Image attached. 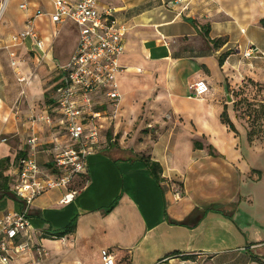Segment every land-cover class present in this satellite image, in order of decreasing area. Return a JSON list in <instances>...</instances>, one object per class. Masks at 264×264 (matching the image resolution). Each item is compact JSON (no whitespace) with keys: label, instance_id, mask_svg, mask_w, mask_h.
I'll return each instance as SVG.
<instances>
[{"label":"crops","instance_id":"crops-1","mask_svg":"<svg viewBox=\"0 0 264 264\" xmlns=\"http://www.w3.org/2000/svg\"><path fill=\"white\" fill-rule=\"evenodd\" d=\"M23 1L0 0V161L7 164L5 173L19 151L32 152L27 139L33 132L41 165L52 158L55 142L67 140L31 117L50 111L60 81L57 64L73 52L58 58L54 43L67 28L75 45L78 37L70 21L39 18L44 49L36 50L29 40L13 47L17 63L12 65L9 49L3 48L11 35L36 11H53L54 0H27L21 8ZM98 6L109 9L124 28L123 70L116 75L120 111L125 103L128 112L134 108L130 100L141 84L128 76L133 70L127 64H140L147 69L144 79L154 75L151 106L158 133L145 154L132 147L91 154L88 182L71 202H61L62 189L38 196L29 209L27 238L45 252L14 253L12 264H104L106 248L117 264H264V254L255 252L264 243V187H257L264 186V170L252 160L264 155V136L248 139L249 128L231 94L244 89L249 78L264 82V57L243 56L248 47L264 51V0H98ZM200 78L207 81L208 93L190 97V85ZM224 109L234 131L220 120ZM142 155L160 164L159 180L137 159ZM20 207L9 195L0 198V218ZM72 221L71 232L53 234Z\"/></svg>","mask_w":264,"mask_h":264},{"label":"built area","instance_id":"built-area-1","mask_svg":"<svg viewBox=\"0 0 264 264\" xmlns=\"http://www.w3.org/2000/svg\"><path fill=\"white\" fill-rule=\"evenodd\" d=\"M20 7L26 8L27 0ZM42 17L54 23L70 21L77 27L72 54L65 63L57 64L60 81L50 111L31 117L32 123L43 121L49 128L59 129L67 140L55 142L52 158L41 165L35 156L38 137L33 132L27 139L32 152L11 161L8 190L19 199L21 207L7 210L0 218V264H12L14 253L21 255L33 248L45 252L27 238L32 203L51 189L64 190L62 203L74 200L88 182V157L99 150L101 139H106L120 109L116 75L123 70L119 58L124 52V28L117 24L112 12L100 9L98 0H54L52 12L36 11L26 19L25 27L11 35L10 42L3 46L10 51L12 65L17 63L13 47L29 40L36 50L44 49L45 40L37 28V20ZM243 56L264 57V51L248 47ZM190 88L193 98H203L209 91L204 78L196 79ZM101 256L104 264H117L112 250L103 249Z\"/></svg>","mask_w":264,"mask_h":264},{"label":"rangeland","instance_id":"rangeland-1","mask_svg":"<svg viewBox=\"0 0 264 264\" xmlns=\"http://www.w3.org/2000/svg\"><path fill=\"white\" fill-rule=\"evenodd\" d=\"M65 30H67V33L63 30L61 36L54 43V54L58 58L67 57L73 51L75 45L76 38L72 33V30L69 28ZM127 65L129 67L131 66V69L133 70L128 76L133 81H136L138 78V81L141 83L137 86L139 92L133 93V95L136 96H132L133 99L132 101L130 100V102L134 104V108H130L128 112L125 103L123 105V111H120L119 109L116 119L112 122L107 131L106 139H101L99 148L103 152L104 150L111 148L132 147V149H136V154H145L150 149V143L154 140V136H156L159 129V127H157L158 124H154V111H152L153 108L151 106L154 101V89L152 88L154 85V75L151 76L149 73L148 79H144L143 75L147 72L145 67L135 63H129ZM138 68L140 69V72H137ZM241 89L242 92L240 93V98H242V100H236L237 102L236 104L234 103V109L235 111H238L241 118L244 119L247 128L253 127V129L259 130L258 126H261L262 121L258 120V117L254 118L257 114L258 108L256 109L257 111H254L252 104H260L261 101L259 100L264 99V92H261L262 90L257 88L254 84H252V86L244 84V89ZM142 90L146 91L142 92ZM231 94L236 98V96L239 95V90L235 89ZM124 98L125 97L123 96V101ZM248 101L251 106L247 103ZM55 131L57 132L59 129ZM61 139L63 141L65 140L63 138ZM256 147L258 148L259 146ZM256 155L258 156H252V160H257L256 163L259 162L258 164H261L260 168L264 170V155L259 153ZM47 158H50V156H47ZM252 163L255 162L252 161ZM6 165L7 164L4 163V166ZM6 170L7 168L4 169V174ZM257 187L264 186L259 185ZM259 246H261V248H257L255 252L264 254V243H261Z\"/></svg>","mask_w":264,"mask_h":264},{"label":"trees","instance_id":"trees-1","mask_svg":"<svg viewBox=\"0 0 264 264\" xmlns=\"http://www.w3.org/2000/svg\"><path fill=\"white\" fill-rule=\"evenodd\" d=\"M260 24L262 26H264V18H262L260 20ZM220 63H222L221 58H220ZM245 84H247V86H252V84H254L257 88H260V90H262L261 92H264V82L254 81V80L249 78ZM241 92H242V89L240 88L239 89V95L236 96L238 100H242V98H240ZM259 101H261L260 104H252V106L254 108V111L258 110L257 114H256V116H254V118L258 117V120H261L262 124H261V126H258L259 130L253 129V127L249 128L248 139L250 141L260 140L261 137L264 136V99H261ZM236 102H235V104H236ZM247 103L250 104L249 101ZM249 106H251V104ZM220 120L223 124L227 125L231 130H233V131L235 130V127H234L233 123L231 122V120L229 119L225 109L223 110V112L220 115ZM194 145L196 147L201 146V144H199L197 141L194 142ZM24 155H26V153L24 151H19V153L16 155L15 159H17L21 156H24ZM137 159L144 163V165L149 169L150 173L152 174V176L156 180L160 179V174L162 172V169H161L160 164L157 161H153L152 159H150L149 156H145V155L139 156ZM4 162L5 161H0V198L9 195V196L13 197L14 199L19 200L14 194L9 192V190H8L9 177H8L7 173L4 174V169L7 168V166H4ZM80 184H81V182L77 183L78 186ZM116 202H117V200H114L110 205H108L105 208V211L109 212L116 205ZM74 227H75V222L72 221L68 225H66L64 228L60 229L59 231H56L53 234L57 237H62L65 234L71 232L74 229Z\"/></svg>","mask_w":264,"mask_h":264}]
</instances>
